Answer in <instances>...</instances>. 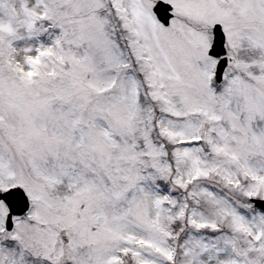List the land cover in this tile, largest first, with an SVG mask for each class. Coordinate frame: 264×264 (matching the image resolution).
<instances>
[{
    "label": "snow or ice",
    "instance_id": "6c2138e0",
    "mask_svg": "<svg viewBox=\"0 0 264 264\" xmlns=\"http://www.w3.org/2000/svg\"><path fill=\"white\" fill-rule=\"evenodd\" d=\"M0 264H264V0H0Z\"/></svg>",
    "mask_w": 264,
    "mask_h": 264
}]
</instances>
